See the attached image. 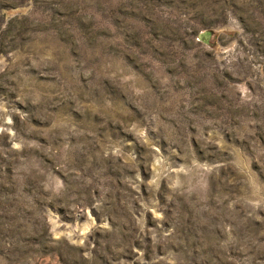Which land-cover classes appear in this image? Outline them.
<instances>
[{
  "label": "rangeland",
  "instance_id": "obj_1",
  "mask_svg": "<svg viewBox=\"0 0 264 264\" xmlns=\"http://www.w3.org/2000/svg\"><path fill=\"white\" fill-rule=\"evenodd\" d=\"M0 264H264V0H0Z\"/></svg>",
  "mask_w": 264,
  "mask_h": 264
},
{
  "label": "water",
  "instance_id": "obj_2",
  "mask_svg": "<svg viewBox=\"0 0 264 264\" xmlns=\"http://www.w3.org/2000/svg\"><path fill=\"white\" fill-rule=\"evenodd\" d=\"M199 37L204 43L210 44V40H211V37H212V32L211 31L202 32L199 35Z\"/></svg>",
  "mask_w": 264,
  "mask_h": 264
}]
</instances>
